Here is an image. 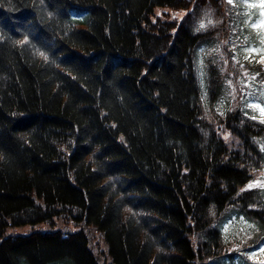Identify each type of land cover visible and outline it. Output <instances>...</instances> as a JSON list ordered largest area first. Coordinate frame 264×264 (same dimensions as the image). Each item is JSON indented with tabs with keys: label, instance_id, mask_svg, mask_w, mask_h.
<instances>
[{
	"label": "trees",
	"instance_id": "16d2710c",
	"mask_svg": "<svg viewBox=\"0 0 264 264\" xmlns=\"http://www.w3.org/2000/svg\"><path fill=\"white\" fill-rule=\"evenodd\" d=\"M228 2L0 0V264H255L264 120L206 111L195 61ZM206 74L212 104L225 74ZM233 217L255 224L238 247Z\"/></svg>",
	"mask_w": 264,
	"mask_h": 264
},
{
	"label": "rangeland",
	"instance_id": "374dc122",
	"mask_svg": "<svg viewBox=\"0 0 264 264\" xmlns=\"http://www.w3.org/2000/svg\"><path fill=\"white\" fill-rule=\"evenodd\" d=\"M229 4L228 12L233 16V30L224 32L228 29L227 25L222 33H216L214 40L202 45L196 53L197 78L203 107L206 111L212 108L216 113L223 114L235 104H239L238 106L243 108L248 116L264 120V76L258 74L252 66L257 63H262L263 66L264 61V0H239L232 3L230 1ZM185 12V9L162 7L156 8L155 15L168 16L180 21ZM211 21H213L211 18L204 16L200 27L203 25L201 28L204 29ZM215 21L217 24L221 23L217 19ZM208 61L215 63L218 72L225 74L219 94L212 104L208 100L206 82ZM32 227L31 225L9 226L5 233L26 234L32 230ZM58 227L60 228V226L56 228ZM35 228L49 229L46 224L35 225ZM254 229V223L243 217H233L225 223L222 237L225 243L238 247L247 243L253 236ZM94 238L98 239L101 249L106 251L97 232ZM241 253L246 254L250 262L260 264L264 261V243L257 249ZM99 262L111 264L107 253L102 254Z\"/></svg>",
	"mask_w": 264,
	"mask_h": 264
},
{
	"label": "snow or ice",
	"instance_id": "6c2138e0",
	"mask_svg": "<svg viewBox=\"0 0 264 264\" xmlns=\"http://www.w3.org/2000/svg\"><path fill=\"white\" fill-rule=\"evenodd\" d=\"M229 2H230V0H229ZM201 27H203V25H201Z\"/></svg>",
	"mask_w": 264,
	"mask_h": 264
}]
</instances>
